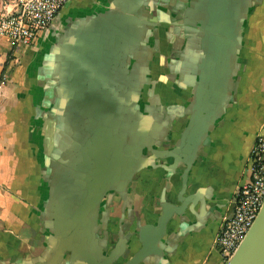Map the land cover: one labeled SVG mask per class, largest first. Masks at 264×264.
<instances>
[{"label":"crops","instance_id":"1","mask_svg":"<svg viewBox=\"0 0 264 264\" xmlns=\"http://www.w3.org/2000/svg\"><path fill=\"white\" fill-rule=\"evenodd\" d=\"M208 7L74 0L31 47L0 36V264H222L213 241L264 135V0H231L232 27L214 35L229 58V89L213 103L223 107L199 145L181 146L210 89L199 69L214 46L202 28ZM11 11L0 0V17ZM101 15L113 22L107 46ZM95 136L119 159L135 137L138 163L107 177L86 211L70 173L82 170L83 149H98Z\"/></svg>","mask_w":264,"mask_h":264},{"label":"water","instance_id":"2","mask_svg":"<svg viewBox=\"0 0 264 264\" xmlns=\"http://www.w3.org/2000/svg\"><path fill=\"white\" fill-rule=\"evenodd\" d=\"M230 2L231 0H208L209 7L208 10H206L207 19L206 22H202V28H205L208 34H210L208 40L214 42V46L212 50L209 51L210 56L206 58L207 61L204 65L205 68L200 65L199 69L201 70L200 77L205 76L209 81H211L208 82L210 89L206 92L207 95L205 94V101L197 99L194 103L192 113L194 112L195 116H193L194 119H190L187 128L182 133L179 141L181 146L187 142H193L194 147L199 145L201 137L204 136V130H206L210 124L214 123L216 119V112H219V110L223 107L221 104L213 105V103L216 101L218 102V98H215L218 91L222 95V93H226V86L229 89V85L226 84V81L227 83L229 82L231 74L229 68H226L225 62V60H227V62L229 61L228 55L227 53L225 54L222 47H219V40L218 38H215L214 35H217L218 33L216 31L223 27L222 23L232 27L229 21V13L231 9ZM108 16L110 15H101L98 17V20L94 21L95 24L101 23L99 26L100 33H98L101 44H105V46H107L108 38H113V35L110 32L111 24L113 22L106 20ZM202 16L205 15L202 14ZM123 17H125V15ZM226 37V39L229 40V36ZM114 43V40H111V44ZM116 43L117 47L121 45L118 40H116ZM119 59L120 58L114 61L117 62ZM104 61L109 62V59L105 58ZM226 78L227 80L225 81ZM219 84L221 85L218 86ZM208 94L212 96L209 106L207 101ZM87 104L89 107L90 105H93L91 102H88ZM196 118H199V120L197 121ZM73 139V136H71L70 145H73ZM104 140L106 139L103 136H95L94 144L98 149H83L81 151V156H83L82 170L77 172L73 166L72 172L70 173V176L74 178V182L69 189L72 190L78 187H84L86 189V193H88V196L85 199L86 211H88L91 206L97 204V200L100 196L94 197L93 194L95 191H99V194H101L105 191L108 183H110V181L107 180V177L109 178L110 176V178L113 179L119 177V174L121 173H133L138 163V154L136 153L134 142L136 141L135 137L132 138L131 152L124 154V157L122 156L120 159L119 157L111 158L110 153L113 149L111 145L104 142ZM72 151L73 149L70 150L67 155L71 156ZM126 161H129L128 166L124 163ZM118 166L120 167L118 168ZM109 167H111V169H109ZM78 173H82L83 176L85 175V179L82 184L79 179L82 175H77ZM230 212L231 208L228 209V213ZM84 214L85 212L82 213L81 218H83ZM226 264H264V202L244 240Z\"/></svg>","mask_w":264,"mask_h":264},{"label":"built area","instance_id":"3","mask_svg":"<svg viewBox=\"0 0 264 264\" xmlns=\"http://www.w3.org/2000/svg\"><path fill=\"white\" fill-rule=\"evenodd\" d=\"M74 0H9L12 11L0 17V36L15 49L31 47L39 35H50L62 25L63 10ZM242 180L229 202L231 212L220 222L213 241L226 264L244 240L264 202V135L258 134L245 162Z\"/></svg>","mask_w":264,"mask_h":264}]
</instances>
